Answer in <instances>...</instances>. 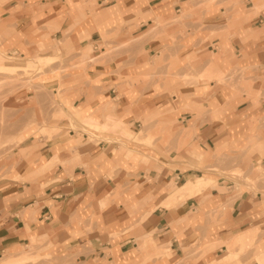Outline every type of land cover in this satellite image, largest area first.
I'll use <instances>...</instances> for the list:
<instances>
[{"label": "crops", "instance_id": "0c3cea01", "mask_svg": "<svg viewBox=\"0 0 264 264\" xmlns=\"http://www.w3.org/2000/svg\"><path fill=\"white\" fill-rule=\"evenodd\" d=\"M0 54L56 57L0 93V264H259L264 0H0Z\"/></svg>", "mask_w": 264, "mask_h": 264}, {"label": "rangeland", "instance_id": "374dc122", "mask_svg": "<svg viewBox=\"0 0 264 264\" xmlns=\"http://www.w3.org/2000/svg\"><path fill=\"white\" fill-rule=\"evenodd\" d=\"M51 58H47L45 56H34V58L32 59H27L26 61V67H13V69H3V71H1L0 73V93L3 90H9L11 91L14 87L18 86V85H22V84H27L28 80H31L34 75L37 74H41L44 72V66L50 64L51 62H53L55 60L56 57L54 56H49ZM40 58V59H39ZM93 58L92 54L90 51H88L86 54H84L83 56H81V58L76 61V62H71L70 65H76V66H83L86 61L88 59ZM42 59V60H41ZM47 59V62H45L44 60ZM14 60H20V56L18 54L16 55H10L7 56L4 54L3 56V62H8V63H12ZM21 65V64H19ZM23 65V64H22ZM42 66V67H41ZM64 68V67H63ZM244 71L239 70V71H234V72H228L226 74H221L220 76H216V78L220 81H222L225 77H229V78H233L234 76H238V78H242L244 76ZM26 80V81H24ZM6 93V92H4ZM3 115V113H2ZM0 125L4 126L5 125V119L1 118L0 119ZM160 130V128H159ZM21 137V138H19ZM19 137H15L13 141H10L12 144H16L18 143L23 135H20ZM128 139L125 138H121V137H115V140L121 144L123 147H126L127 149V156L130 153H134L137 156H141V159L145 162L148 161L149 157H148V153H150L147 150H137L136 148H139L141 146L143 147H150L152 145V141L149 138V140L143 139L142 136H140V139H136L132 136H127ZM156 140H159V142H166V140L163 138V136H157ZM7 140L0 135V160L3 159V157L6 154V149L4 144L7 143ZM135 148V149H132ZM259 172V177L258 178H262L264 179V170H262L260 167H257L256 169ZM117 172V170H115ZM233 172V176L235 178L238 179H244L249 183L252 184L253 182L251 181V179L249 177H247L246 175L244 176V174L239 170V169H235L232 171ZM256 172V171H255ZM117 190V188L115 189ZM264 257V253H260L259 255H257V260L259 262V264H264L263 262H260V259Z\"/></svg>", "mask_w": 264, "mask_h": 264}, {"label": "bare ground", "instance_id": "6f19581e", "mask_svg": "<svg viewBox=\"0 0 264 264\" xmlns=\"http://www.w3.org/2000/svg\"><path fill=\"white\" fill-rule=\"evenodd\" d=\"M1 55V54H0ZM13 67H15V66H13V65H1L0 64V71H3V69H8V70H10V69H13ZM24 67H26V66H24ZM42 67V66H41ZM19 138H21V137H19ZM264 261V257H262L261 259H260V262H263Z\"/></svg>", "mask_w": 264, "mask_h": 264}]
</instances>
